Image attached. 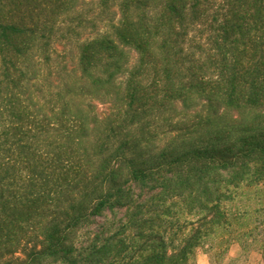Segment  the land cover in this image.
I'll list each match as a JSON object with an SVG mask.
<instances>
[{
    "label": "trees",
    "instance_id": "obj_1",
    "mask_svg": "<svg viewBox=\"0 0 264 264\" xmlns=\"http://www.w3.org/2000/svg\"><path fill=\"white\" fill-rule=\"evenodd\" d=\"M198 250L264 261V0H0V264Z\"/></svg>",
    "mask_w": 264,
    "mask_h": 264
},
{
    "label": "rangeland",
    "instance_id": "obj_2",
    "mask_svg": "<svg viewBox=\"0 0 264 264\" xmlns=\"http://www.w3.org/2000/svg\"><path fill=\"white\" fill-rule=\"evenodd\" d=\"M233 256L230 254V257ZM192 264H213L210 255L205 250H198L192 257ZM234 264H264L259 256H252L247 261H237Z\"/></svg>",
    "mask_w": 264,
    "mask_h": 264
}]
</instances>
